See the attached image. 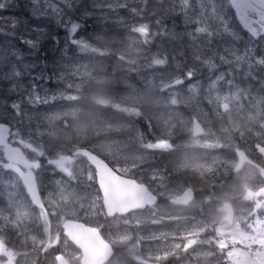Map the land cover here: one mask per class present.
Segmentation results:
<instances>
[{
	"label": "snow or ice",
	"instance_id": "snow-or-ice-1",
	"mask_svg": "<svg viewBox=\"0 0 264 264\" xmlns=\"http://www.w3.org/2000/svg\"><path fill=\"white\" fill-rule=\"evenodd\" d=\"M30 3L32 19L41 23L25 25L19 35L12 24L8 35L15 43L8 46L6 71L0 73L8 84L7 98L0 101V192L8 193L7 207L0 209V264H40L41 259L45 264H168L170 258L176 264H264V0H179L178 11L161 3L160 9L192 26L191 50L154 54L153 79L119 100L110 95L115 81L99 58L115 57L134 71L140 45L150 44V36L181 40L159 17L156 33L150 23L135 22L156 15L152 0L129 9L133 23L118 17L130 43L115 50L85 38L81 20L106 23L126 3L94 0L82 11L76 0ZM6 7L0 2V9ZM76 11L79 17L72 15ZM45 21L64 30L63 46ZM49 38L62 53L61 63L53 61L51 68L44 63L37 72L31 57L41 61ZM69 51L96 64L68 59ZM252 81L258 91L247 86ZM53 83L58 91L49 90ZM184 89L186 97L180 95ZM181 106L192 109L187 119ZM108 109L129 119L110 122L104 119ZM131 118H142L153 135L159 128V135L147 138ZM125 127L131 137L127 145L114 139ZM180 132L189 135L190 147L218 154L210 160L180 156L172 139ZM52 139H67L71 147L53 143L49 150ZM157 150L175 159L162 167L155 163ZM44 162L59 178L45 176ZM177 175L184 178L174 183ZM18 187L26 193L23 201L15 194ZM204 192L198 202L197 194ZM236 193L246 202L239 215L228 202ZM214 203L219 206L211 214ZM173 206L198 207L200 218L176 215ZM181 220L183 231L162 230ZM144 244L147 256L140 251Z\"/></svg>",
	"mask_w": 264,
	"mask_h": 264
},
{
	"label": "rangeland",
	"instance_id": "rangeland-1",
	"mask_svg": "<svg viewBox=\"0 0 264 264\" xmlns=\"http://www.w3.org/2000/svg\"><path fill=\"white\" fill-rule=\"evenodd\" d=\"M4 1H8V0H0V2H4ZM15 1V0H14ZM18 1V0H17ZM94 2V0H76V7H79L80 10L82 11L84 7H88L90 8V6L92 5V3ZM98 2H103V3H113V4H118L121 2H124L128 5L127 8H119L117 9L116 12L114 13H110V19L108 20V22L106 23H100L98 22L95 18H90V19H82L81 22H86L85 25L87 26V29H85V34L82 33V35L85 38H93L92 42L94 43H98L104 46V48L109 49V50H115V49H120L123 47H126L129 43V37H128V33L126 28L124 27V25L122 23L119 22L118 17H123L125 22L128 24H131L130 22V16H129V9L132 8L133 6L137 5L139 3V0H98ZM152 3L154 5H157V3H154L152 1ZM82 6V7H81ZM163 9H169L163 6ZM163 9H160L158 7V10L156 12V15H149L146 16L149 20L152 21V23L154 24V21L157 19V17L159 18H163L164 15L168 12H165ZM176 10L178 11L179 9L176 8ZM149 11L151 12V9H149ZM23 12H27L26 9H24L23 7ZM73 16L75 17H79V11L73 12L72 13ZM7 20H9V22L11 23V25L15 22L16 24L18 22H20L19 18L14 17V15L12 16H7L6 17ZM145 22V21H142ZM41 23V22H39ZM30 24H38V23H30V18L29 17H24L23 16V32H24V26L25 25H30ZM152 25V24H151ZM184 25V23H183ZM153 26V25H152ZM44 27L46 28V30L48 32H52V29H50V24L49 22H44ZM122 30V31H121ZM96 36H100L102 39L100 41L95 40ZM185 38L187 39V35L185 33ZM3 39V38H1ZM138 39L143 40V37H138ZM63 40H61V44L60 46H63ZM168 43H170L171 49L177 50L178 48H183L185 51H190V46L192 45V39L188 38V42L185 41H178L177 43H174V41L171 40H167ZM197 43H199V41H197ZM140 48L142 50V55L141 58L139 60V64L140 65H146L145 63V50H147L146 46L144 44L140 45ZM61 56L62 53L59 51V49H57L55 51V53L48 57V61H47V65L49 68L53 67V61H55L57 64L61 63ZM6 55L1 52L0 53V73L3 72L4 66H5V61H6ZM75 59L77 61V63L79 64H96V59L93 60H89L87 58H81L80 54L77 53L75 57L72 56L71 52L69 51L68 54V59ZM100 60V64L103 67V69L105 71L108 70L110 77L115 76L114 79V84L110 90V95L113 96L114 98H116L117 100L120 99V97H126V96H132L134 95V90L136 89H140V90H144L145 86H146V79L147 80H151L154 77V74L158 72V69L156 67H150V66H145L143 67L140 71H129L127 69L126 66H123L121 64V62L117 61L115 59V57H101L99 58ZM189 66H191V64H189ZM120 81H122V83H120ZM1 82V81H0ZM256 84V81H254ZM43 86L44 87H49L47 82H43ZM248 87H253L255 89L254 85L248 84ZM8 88V84L7 82L3 81L2 83H0V94L2 97L3 95L6 94V89ZM4 90V94L3 91ZM50 91H58L59 90V85L53 83L51 85V87L49 88ZM253 94H256V91L253 92ZM7 95V94H6ZM180 95L182 97H186L188 95L186 89L182 90ZM201 97L203 96V93H200ZM1 99V98H0ZM2 101V100H1ZM127 103V102H126ZM46 107H41L40 108V114L43 115L45 113ZM2 107H0V111H2ZM58 110V109H57ZM181 109H178V111L180 113H182L183 118L187 119L189 117V113L186 111H180ZM146 112L148 111L147 109L145 110ZM119 117V116H118ZM117 116H115L114 113L112 112H105V116L104 119L110 121V122H114V123H123L124 121L119 119ZM33 122L35 123V119L33 120ZM155 122V121H154ZM46 123V122H45ZM58 128H62V124H58L57 125ZM136 129L139 130L137 128V126L135 125ZM42 131L44 130H50V128L48 129H41ZM125 131V132H124ZM123 132H121L120 134L116 135L114 137V139L118 140V141H122L124 145H127L128 142L130 141L131 137L128 134V130L127 127H125V130ZM181 134H185V132H180L177 135L173 136L172 139L176 138L177 136L181 135ZM155 135H159V128H157V132ZM155 135H153L151 133V136L153 139H155ZM55 142V144H60L62 146H64L65 148H70L71 147V141H68L67 139H52L50 141H48V146H49V150H51V146L52 143ZM50 144V145H49ZM91 145V144H90ZM243 147V145H242ZM216 154H218V152H216ZM173 159H175V157L170 158V161H172ZM47 169V171L45 172V174H49V175H53L52 169L50 166L45 167ZM184 177L178 175L174 178V183L180 182ZM46 183L51 184L50 181H47ZM227 183H231V180H227ZM3 196H6L5 199L7 200V190L0 192ZM237 196L236 199L234 200H230L228 201L229 203H232L233 208L236 210V214L239 215V209L240 207H242L246 202L242 201L241 199H239V194L236 193L235 194ZM204 195L199 196L198 199H196L198 202L204 199ZM1 200V198H0ZM219 206L218 203H214L211 208L209 209L211 214H215V209ZM173 212L176 215H179L181 217H188L191 218L193 216H196L197 219L200 218L199 216V212L200 209L198 207H191V208H186L184 210H180V209H176L173 206ZM184 223L183 220L178 221V222H173L167 225V227L163 228L162 230L164 231H176L178 229V227L180 225H182ZM180 231H183L182 227H179ZM171 242V241H169ZM176 243H179V240L175 241ZM161 247H163V244H161ZM145 250L148 249L147 245H144ZM171 260V259H170ZM174 263L176 264V261L174 260ZM132 264H136L135 261H132Z\"/></svg>",
	"mask_w": 264,
	"mask_h": 264
},
{
	"label": "trees",
	"instance_id": "trees-1",
	"mask_svg": "<svg viewBox=\"0 0 264 264\" xmlns=\"http://www.w3.org/2000/svg\"><path fill=\"white\" fill-rule=\"evenodd\" d=\"M152 40H153V39H152ZM11 43H15V41H14V40H11V42L9 43V45H10ZM150 45H154V44L151 43ZM96 46H98V45H96ZM98 47H100V46H98ZM45 48H46V44H44V51L46 52ZM17 50H18V51L20 50V46H19V45H17ZM44 51H43L42 53H44ZM22 53H23V52H22ZM41 59H42V58H41ZM140 125L144 128V124H143V122L140 121Z\"/></svg>",
	"mask_w": 264,
	"mask_h": 264
},
{
	"label": "flooded vegetation",
	"instance_id": "flooded-vegetation-1",
	"mask_svg": "<svg viewBox=\"0 0 264 264\" xmlns=\"http://www.w3.org/2000/svg\"><path fill=\"white\" fill-rule=\"evenodd\" d=\"M25 197H26V195H25V193L23 192V200L25 199ZM40 264H45V262L43 261V259H41Z\"/></svg>",
	"mask_w": 264,
	"mask_h": 264
},
{
	"label": "bare ground",
	"instance_id": "bare-ground-1",
	"mask_svg": "<svg viewBox=\"0 0 264 264\" xmlns=\"http://www.w3.org/2000/svg\"><path fill=\"white\" fill-rule=\"evenodd\" d=\"M125 130V129H124ZM125 132V131H124Z\"/></svg>",
	"mask_w": 264,
	"mask_h": 264
}]
</instances>
